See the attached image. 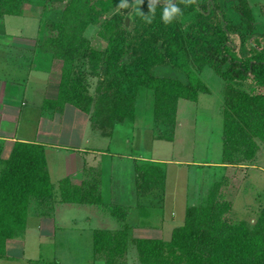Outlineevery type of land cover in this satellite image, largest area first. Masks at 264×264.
I'll return each mask as SVG.
<instances>
[{
	"label": "trees",
	"instance_id": "16d2710c",
	"mask_svg": "<svg viewBox=\"0 0 264 264\" xmlns=\"http://www.w3.org/2000/svg\"><path fill=\"white\" fill-rule=\"evenodd\" d=\"M43 1L50 10L64 6L63 20L52 23L51 32L48 26V32L53 54L62 63L61 90L65 95L89 105L91 97L85 94L76 71L81 60L91 59L93 75L98 76L103 66L108 87L98 95L96 116L116 122L133 119L138 91L145 88L154 93L155 120L173 126L181 99L197 102L200 93L209 91L192 64L213 68L225 82L237 81L243 86H226L225 161L232 165L251 162L260 148L258 143L264 142V32L256 29L247 0H239L237 8L246 25L241 47L232 39L237 27L235 30L217 0H196L187 7L177 0L182 15L168 25L161 19L164 0H160L152 23L131 9L130 27L126 24L128 15L115 13L108 19L120 0ZM148 5L149 0H143L141 11L145 15H151ZM13 9L9 0H1L0 20L4 15L18 14ZM194 12L195 22L184 31L180 18ZM104 18L107 23L101 35L109 44L105 55L100 56L84 36L89 27ZM250 83L253 86H244ZM148 167L137 171L141 194H150L158 183ZM53 195L43 148L17 146L0 177V255L7 240L25 230L31 200ZM213 195L204 207L189 210L186 223L173 231L169 241H132L126 229L103 231L96 236L97 249L107 254L109 264H122L131 242L140 264H264V210L253 226L232 222L226 218L231 203L221 196L223 201L216 200L217 195ZM116 213L123 214L119 209Z\"/></svg>",
	"mask_w": 264,
	"mask_h": 264
},
{
	"label": "crops",
	"instance_id": "0c3cea01",
	"mask_svg": "<svg viewBox=\"0 0 264 264\" xmlns=\"http://www.w3.org/2000/svg\"><path fill=\"white\" fill-rule=\"evenodd\" d=\"M21 15H4L0 20V177L17 146H40L44 150L54 195L43 200H31L26 228L15 238L7 240L5 252L0 255V264H109L107 254L97 249L96 236L103 231L114 233L126 229L132 241L166 240L167 226L173 222L171 213L165 218L161 217L160 221L154 220L152 209L162 206L163 196L139 193L137 171L149 161L164 164L171 160L147 159L139 154L133 158L131 169L122 170L118 175L114 167L109 169L104 165L121 126L127 125L132 131L147 126V123H136L139 94L145 88L138 91L133 119L116 122L96 116V109L100 105L95 96L85 91L91 97L89 105H85L82 99L72 100L61 90L62 63L53 54L48 24L39 20L37 34L28 39L23 36L25 30L15 31L10 27V17H24ZM44 62L47 66L42 64ZM223 82L224 89L227 84L243 88L237 81ZM154 106L155 97L153 112ZM221 111L223 114V104ZM223 119L221 149L212 167L222 172L219 180L222 181V195L226 194L223 190L225 178L232 176L237 181L236 197L239 199L235 202L231 200V213L237 221L248 222L244 218H258L264 210V151L259 148L251 162L227 164L224 154V114ZM160 126L173 129L171 125L154 123L152 139L173 143V132L166 136L157 129ZM124 143L130 144V141ZM258 144L264 146V142ZM126 173L134 183L135 194L127 199L128 202L120 204L112 194L116 193L117 184L127 181ZM131 182L128 183L129 189ZM244 194L250 195L251 201L239 196ZM237 205H242L243 211L235 216ZM92 207L101 208L108 216L86 214L82 219L78 217L77 213H85V209ZM116 209L123 214H117ZM240 216H243L241 220ZM49 237L60 241L63 245L62 255L66 258L43 260L41 244ZM77 240L85 243L78 244L75 242ZM126 253L135 256V259L124 262L125 255L122 264H140L136 247L128 246Z\"/></svg>",
	"mask_w": 264,
	"mask_h": 264
},
{
	"label": "rangeland",
	"instance_id": "374dc122",
	"mask_svg": "<svg viewBox=\"0 0 264 264\" xmlns=\"http://www.w3.org/2000/svg\"><path fill=\"white\" fill-rule=\"evenodd\" d=\"M176 1L177 0H174V2ZM217 1H220V9L229 15L227 17H229V19L233 22L235 30L237 27V32H233L232 34V39L236 45L241 47L243 43L241 35L245 34L246 25L243 24L244 19L237 11V8L239 7V0ZM247 1L251 4L250 7L253 12L252 15L254 17V25L258 31L263 33L264 0ZM9 2L14 7L13 10L15 12L21 13V16H24L17 18L10 17V27H13V30L15 31L20 29L25 30L26 32L23 33V36L28 39L37 34L38 27L36 26L39 25V20H41V22L45 21L48 24L49 32H51L50 28L52 23H59L63 20V5L56 6L53 10H50L46 8V3L43 0H19V4H17V0H9ZM133 3L134 0H129L130 5ZM131 9V7L128 9H115L108 15V19H110L115 13H120L123 17H125L128 13H130ZM28 16L32 17H30V19H26ZM196 16L197 12H194L188 16L180 18L181 26L184 31L188 30L195 22ZM105 19L106 18L102 19L100 24L97 26L94 25L89 27L84 36L88 41V44L92 45V49H94L96 53L100 54V56L105 55V51L109 44V41L101 35L102 31L105 30V24L107 23V20L105 21ZM131 24L132 18L128 27H130ZM56 35H58V33ZM97 56L99 57V55ZM92 63L91 59L84 58L77 64L76 73H78L77 75L81 77V85L84 88V91L92 96H95L97 99L100 92L104 93L105 89H108L106 86L107 77L104 73L105 70L103 66L99 68L100 75L99 72L98 76L93 75ZM42 64L47 66L46 62ZM44 66H42V68ZM192 66L194 70L199 69L198 76L208 87L209 91L202 92L197 103L187 100L180 101L176 123L172 126L173 129L163 126L157 128L159 131L167 134L166 136H169L170 133L173 132L175 141L173 143H169L167 141L160 142L152 139L153 134L151 130L154 129V123L161 122L156 121L154 118L153 92L149 89H143L139 94L136 123H147V126L145 125V127L141 130L134 129V131H132V129L127 125L121 126L116 134L115 142L111 144L110 154L104 163V165L109 169L114 167L115 172L118 175L122 170L131 169L134 164L133 158L139 154L147 159L166 158L171 160L169 163L157 164L159 165L157 170L154 168L155 162L149 161L147 164L149 166L148 168L155 177L152 179H156V182H158L154 190L150 192V196H153L156 193L162 194L164 200L162 206H156L152 209L154 220L156 222L160 221L161 217L165 218L169 215V213H171L173 219L172 224L167 226L168 228L165 234L166 241L171 239L173 231L176 228L181 227L186 223L189 210L204 207L209 203L211 198H213V194L217 195L216 200H218L220 196L223 200L228 201L230 199L229 202H231V200H234L235 202V200L239 199V197L238 199L236 197L238 183L232 176L224 179L223 186L225 188L223 190L226 194H221L222 181L219 182V180L222 172H219V170L212 167L213 161L214 159H217L221 149V123H224L221 104H223V107L225 108L224 90L226 92V89H224L223 86L225 84L215 69L207 66L198 68L194 63ZM244 86L249 88V86L253 85L250 83L245 84ZM116 113L119 112L116 111ZM124 141H126V143L130 141V144L125 145ZM260 148L261 151H264V149H262L264 148L263 145H260ZM125 178L127 181H122L121 184H117L116 193L113 192L112 194L113 199L120 204L128 202L127 199L133 197L135 194L134 183L131 182L132 179H130L131 181L128 179V173H126ZM130 182L132 185H130L129 189L128 183ZM227 194H229V196H227ZM105 195L107 198V192H105ZM239 196H245L249 201H251L250 195L244 194ZM222 199L220 198V200ZM169 204H172L171 208L169 207ZM231 211L226 214V218L232 222H240L237 221L238 219L233 216ZM242 211V205L241 207L237 205L235 208V216L240 215V212ZM84 212L85 213H77L78 217L82 219L86 216V214L103 217L107 214H105L104 210L97 207H92L88 210L85 209ZM261 216L262 213L258 216V218L244 219H248V223L253 226L256 224L258 219L261 218ZM240 217L241 218H239V220H241L243 216ZM54 240L55 238L49 237V239H45V241L41 244L42 246L40 252L43 260L46 259L49 261L51 258H66L62 255L63 245L60 244L59 240L57 242ZM75 242H78V244L85 243L84 241L79 240ZM129 247L135 248L136 246L133 242H131L129 243ZM31 252L34 253L32 250ZM125 259L126 260L124 262H130L135 259V256H129V253H126Z\"/></svg>",
	"mask_w": 264,
	"mask_h": 264
},
{
	"label": "clouds",
	"instance_id": "9594fccd",
	"mask_svg": "<svg viewBox=\"0 0 264 264\" xmlns=\"http://www.w3.org/2000/svg\"><path fill=\"white\" fill-rule=\"evenodd\" d=\"M160 3V0H149V14L145 15L141 11V5L143 0H134L133 4H129V0H120L117 10L132 8L138 15H140L147 23H152V19L155 14V9ZM179 3L184 4L186 7L196 4V0H179ZM182 15L181 8L178 3H173V0H164L163 12H162V22L165 25L172 23L178 16Z\"/></svg>",
	"mask_w": 264,
	"mask_h": 264
},
{
	"label": "water",
	"instance_id": "95a60500",
	"mask_svg": "<svg viewBox=\"0 0 264 264\" xmlns=\"http://www.w3.org/2000/svg\"><path fill=\"white\" fill-rule=\"evenodd\" d=\"M132 12V11H131ZM129 22H130V15H128L127 19H126V24L127 26L129 25Z\"/></svg>",
	"mask_w": 264,
	"mask_h": 264
}]
</instances>
